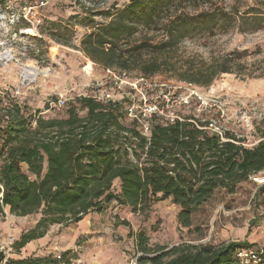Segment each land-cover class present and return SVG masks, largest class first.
<instances>
[{
  "label": "trees",
  "instance_id": "obj_1",
  "mask_svg": "<svg viewBox=\"0 0 264 264\" xmlns=\"http://www.w3.org/2000/svg\"><path fill=\"white\" fill-rule=\"evenodd\" d=\"M223 1L131 0L115 14L106 12L109 20L104 24L78 22L90 26L79 50L101 68L128 72L135 65L142 67V76H149L157 69L146 67L166 60L187 38H212L235 24L241 33L263 27L260 9L239 14L235 7L221 6ZM69 23L52 27L65 37ZM244 58L245 52H231L202 62L183 81L208 87L219 75L235 73ZM64 110L61 118L44 119L17 103L0 108V216H39L14 243L16 252L42 239L51 226L77 224L112 203L147 214L155 202L170 200L179 209L178 224L189 228L193 214L217 192L232 195L238 185L264 172V132L257 145L246 148L228 133L223 140L209 135L200 129L205 126L201 119L184 116L182 122L154 125L146 140L123 120L116 104L81 98ZM116 226L130 229L124 220ZM129 235L140 254L136 264H246L235 253L254 247L231 242L149 248L144 231ZM64 262L61 255L59 260L6 259L0 252V264Z\"/></svg>",
  "mask_w": 264,
  "mask_h": 264
},
{
  "label": "rangeland",
  "instance_id": "obj_2",
  "mask_svg": "<svg viewBox=\"0 0 264 264\" xmlns=\"http://www.w3.org/2000/svg\"><path fill=\"white\" fill-rule=\"evenodd\" d=\"M130 2L0 0V108L17 103L34 116L63 117L65 110L53 108L57 100L63 96L78 100L87 85L102 77V68L79 50L80 41L90 32V26L78 22L104 24L109 20L106 12L115 14ZM263 4L264 0H224L221 6L235 7L241 14L249 8L264 12ZM68 22L69 33L65 37L52 27V24ZM262 26L256 31L241 33L235 24L226 33H217L212 38H187L166 60L160 59L156 65L146 67L157 69L148 77L176 86L178 95L192 93L189 105L179 107V116L219 120L225 133L242 141L244 147L252 148L264 132ZM70 34L69 43L63 44ZM231 52L246 54L235 73L219 75L208 87L183 81L189 69ZM141 69L132 65L127 71L142 75ZM21 169L27 173L24 165ZM263 207L264 195L249 180L238 185L232 195L217 192L193 214L189 228L178 224L179 209L170 200L155 202L147 214H133L112 203L104 212L90 213L77 224L51 226L42 239L29 243L19 252L14 250V243L34 227L39 216L15 217L5 212L0 216V252L6 259H55L61 255L65 261L61 264H136L140 254L129 234L139 230L145 232L149 248L171 249L180 244L217 247L239 242L252 244V250H258L264 248ZM118 220L128 222L130 229L116 226Z\"/></svg>",
  "mask_w": 264,
  "mask_h": 264
},
{
  "label": "built area",
  "instance_id": "obj_3",
  "mask_svg": "<svg viewBox=\"0 0 264 264\" xmlns=\"http://www.w3.org/2000/svg\"><path fill=\"white\" fill-rule=\"evenodd\" d=\"M177 89L172 84L148 76L132 75L114 68H102L101 80L87 85L86 92L78 99H92L103 105L108 103L118 105L123 120L134 125L139 134L149 140L154 125L167 126L183 121V117L179 116L177 111L180 106L189 105L192 93L178 95ZM197 99L202 101L200 96H197ZM75 101L74 98L63 96L57 100L53 108L61 111ZM202 122L205 126L200 129L209 135L224 139L225 132L219 120L209 119ZM249 180L257 189L264 188V174L253 175ZM262 194L264 195V190ZM261 209L264 212V207ZM262 229L264 231V223ZM235 257L246 264H264V248L238 250ZM56 259L59 260L60 255H57Z\"/></svg>",
  "mask_w": 264,
  "mask_h": 264
},
{
  "label": "water",
  "instance_id": "obj_4",
  "mask_svg": "<svg viewBox=\"0 0 264 264\" xmlns=\"http://www.w3.org/2000/svg\"><path fill=\"white\" fill-rule=\"evenodd\" d=\"M1 197V196H0Z\"/></svg>",
  "mask_w": 264,
  "mask_h": 264
}]
</instances>
